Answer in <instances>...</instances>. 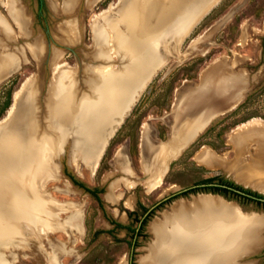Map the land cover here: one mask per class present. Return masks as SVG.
Returning a JSON list of instances; mask_svg holds the SVG:
<instances>
[{
  "label": "bare ground",
  "instance_id": "obj_1",
  "mask_svg": "<svg viewBox=\"0 0 264 264\" xmlns=\"http://www.w3.org/2000/svg\"><path fill=\"white\" fill-rule=\"evenodd\" d=\"M98 1L87 0V5L93 6ZM219 1L119 0L120 10L117 14L112 13L114 4L97 15L92 26L94 56L91 60L94 66L83 70V84L89 94L81 99L79 95L78 98L76 73L62 71L54 76L52 92L57 100L53 102L50 120L51 128L58 132L57 141L49 135L40 138L36 126L31 122L35 110L30 106V101L36 100L33 92L26 97L23 108L12 119L15 112L13 104L9 114L0 121V248L13 250L17 247L15 241L19 236L20 249L29 248L27 242L31 240V234L42 241L51 233H64L69 242H79L85 231L84 208L72 204L60 205L44 198L47 183L57 177V167L53 166L54 152H63L67 138L72 137L73 161L76 163L78 157L91 154L92 158L86 166L94 173L109 141L144 88L167 63L184 37ZM52 3L54 10H57V1L52 0ZM78 3L79 0H64V14L73 13ZM4 6L8 17L0 11V83L22 67L18 55L20 48L17 53L9 51L10 42L17 41L20 35L23 38L30 35V19L20 0H7ZM60 30L63 40L69 44L76 43L80 38L76 21L64 23ZM30 52L35 58L42 56L44 46L39 38L33 40ZM127 56L129 60H126ZM118 65L122 66L119 68ZM59 67L56 65V68ZM244 76L229 68L218 67L210 71L201 88L186 94L184 105L177 107L168 142L156 145L149 141L146 132L143 133L142 166L147 173L144 185L148 191L161 187L171 161L180 158L181 153L219 113L226 112L225 109L219 112L221 107H217L223 99L233 102L230 109L240 102L244 96ZM216 78L220 80L221 87L214 90L208 83ZM20 95L21 91L18 90L14 95L15 101ZM239 129L248 133L236 136L238 156L252 135L258 134L257 139L264 142L263 120L255 119ZM260 154L258 163L252 165L249 171L264 176V151ZM197 160L210 169L224 165L229 167L227 161L208 150L200 152ZM93 161L94 165L90 166ZM117 161L125 171H129L128 160L123 153H120ZM12 175L17 179L12 180ZM115 182L112 186L114 192L121 188V182ZM38 184L44 190L38 188ZM258 188L264 192V181ZM3 189H10L15 195H5ZM121 196L118 195V198ZM205 197L190 205L178 203L161 221H154L152 231L155 241L147 257L141 260L142 264H237L235 260L238 256L264 243L261 237L264 217L246 214L237 205L220 197ZM9 202L14 204L7 205ZM128 204L131 205L130 202ZM60 213H66L67 217L60 219ZM68 245V242L54 245L48 264H64L61 257L73 253ZM1 254L0 251V264H7Z\"/></svg>",
  "mask_w": 264,
  "mask_h": 264
},
{
  "label": "rangeland",
  "instance_id": "obj_2",
  "mask_svg": "<svg viewBox=\"0 0 264 264\" xmlns=\"http://www.w3.org/2000/svg\"><path fill=\"white\" fill-rule=\"evenodd\" d=\"M6 1L0 0V11L8 17L4 6ZM56 1L57 10H54L52 0H44L42 7L37 0H20L30 19V35L24 38L20 35L18 42H10L9 51L17 53L20 48L18 55L22 67L0 83V121L9 114L16 103L15 93L21 91L27 81L31 82L36 99L33 101L35 114L31 122L36 126L40 138L49 135L55 141L58 132L51 128L50 120L53 102L57 100L52 92L54 76L56 72L62 71L76 73L78 98L79 95V99L88 95L89 90L83 84L85 76L83 70L94 66L91 60L94 56L92 26L97 15L108 10L111 5L116 4L112 13L117 14L120 10L119 0H99L93 6H88L87 0H79L73 13L64 14L62 10L64 0ZM71 20L76 21L78 26L80 38L77 44L65 42L60 30L64 23ZM35 38H39L44 46L40 58H35L30 52V45ZM129 59L127 56L126 60ZM56 65L60 67L56 68ZM121 66L118 65L119 68ZM218 67L229 68L235 73L245 75L244 96L234 108L223 114L219 113L181 153L180 158L171 161L159 189L148 191L144 185L147 173L142 166L143 133L146 132L149 141L156 145L168 142L172 135L177 107H182L185 95L201 88L205 77ZM219 82L220 80L216 78L211 79L208 84L216 90L221 87ZM9 94L11 105L5 110ZM232 103L223 99L217 106L221 107L218 111L230 109ZM255 119L264 121V0H220L184 37L169 56L167 63L152 77L109 141L94 173L83 165L80 159H77L76 163L73 161L72 137L67 138L63 152L57 154L54 152L53 166L57 167V177L47 183L44 198L54 200L60 205L72 204L84 208L85 231L79 242L77 244L69 242L64 233H51L43 237L42 241L31 234L29 237L31 240L27 242L29 248L20 249L19 236L18 241H15L18 243L17 247L13 250L0 248L1 256L3 255L1 258L7 264H48L54 252L53 246L58 242H68V249H73V253L71 256L61 257L64 264H142L141 260L147 257L155 241L152 231L154 221H161L178 203L186 202L185 204L190 205L206 198L205 196L220 197L237 205L246 214L253 213L264 217V203L248 201L233 195L227 198L208 191H198L173 200L169 199L150 211L165 197L185 188L200 185L202 181L211 178H216L217 184L231 180L264 195L258 188L263 183L264 176L249 171L252 165L258 163L257 159L264 151V142L257 139L258 134L252 135L239 156L235 143L239 134L248 133L246 130H240V126ZM203 150L217 154L219 158L227 161L229 167L224 165L210 169L200 164L197 155ZM119 152L127 157L129 171H125L126 169L118 163ZM13 177L12 180L17 179L16 176ZM115 181L121 182V188L116 192L112 189ZM133 182L136 185L130 186ZM25 185L29 188L28 184ZM38 185V188L44 190L40 184ZM3 190L2 193L5 195L8 193L10 196L15 195L10 189ZM120 193L122 196L118 198ZM149 211L152 214L147 218L143 230L136 239L135 230L150 214ZM59 217L64 220L67 214L60 213ZM261 237L264 240V229L261 231ZM235 263L264 264V243L254 247L253 251L238 256Z\"/></svg>",
  "mask_w": 264,
  "mask_h": 264
},
{
  "label": "trees",
  "instance_id": "obj_3",
  "mask_svg": "<svg viewBox=\"0 0 264 264\" xmlns=\"http://www.w3.org/2000/svg\"><path fill=\"white\" fill-rule=\"evenodd\" d=\"M39 1H40V5L42 7L44 5V0H39ZM10 99H11V94H9V102L6 105V109L5 110H7L10 107V105H11ZM216 180H217L216 178L206 179V180L202 181V183H200V184H217V183H215ZM219 184L227 186V187L232 188V189L222 188V187L198 188V189H193V190L178 194V195L172 197L170 200L176 199V198H178L180 196H186V195H188L190 193H195V192H198V191H208V192H212V193H215V194L223 195V196H225L227 198H229L230 195H233V196L240 197V198H243V199L248 200V201H258L257 199H264V195H262V194H260L258 192H255V191H253L251 189H247V188H245V187H243L241 185H238L234 181L225 180V181H221ZM234 190L241 191V192H243L245 194H248L250 196L255 197L256 199H252V198H250L248 196L239 194V193L235 192ZM258 202L263 203L261 201H258ZM151 214H152V212H150V214L145 219H143L141 221L140 227L137 230H135V238L136 239L139 237L141 231L143 230V228H144V226H145V224L147 222V218Z\"/></svg>",
  "mask_w": 264,
  "mask_h": 264
},
{
  "label": "water",
  "instance_id": "obj_4",
  "mask_svg": "<svg viewBox=\"0 0 264 264\" xmlns=\"http://www.w3.org/2000/svg\"><path fill=\"white\" fill-rule=\"evenodd\" d=\"M32 86H33V84L31 83V82H26L24 85H23V88L21 89V97L18 99V101H16V103H15V112H14V115H13V117H12V119L14 118V117H16L17 115H18V113H19V111L23 108L22 107V105L24 104V100L26 99V97L28 96V95H30L33 91H32ZM30 106H33V101H30ZM228 110H231V109H227L226 111H228ZM11 121V120H10ZM7 126V125H6ZM2 128V127H1ZM0 128V129H1ZM91 158H92V155L91 154H85L84 155V157H78V159H80L81 160V162H82V164L83 165H87L86 163L88 162V161H90L91 160ZM90 166H92V165H94V161L93 162H91L90 164H89ZM206 187H222V188H228V189H232V188H229V187H227V186H224V185H219V184H200V185H194V186H191V187H188V188H185V189H183V190H181V191H178V192H176V193H173L172 195H170V196H168V197H165L164 199H162L161 201H159L150 211H152L154 208H156V207H158V206H160L163 202H166V201H168L169 199H171L172 197H174V196H176V195H178V194H181V193H184V192H187V191H190V190H193V189H198V188H206ZM235 192H237V193H239V194H242V195H245V196H248V197H250V198H252V199H256L255 197H253V196H250V195H248V194H245V193H243V192H241V191H238V190H234ZM258 201H261V202H263L264 203V199H257ZM149 211V212H150ZM148 212V213H149Z\"/></svg>",
  "mask_w": 264,
  "mask_h": 264
},
{
  "label": "flooded vegetation",
  "instance_id": "obj_5",
  "mask_svg": "<svg viewBox=\"0 0 264 264\" xmlns=\"http://www.w3.org/2000/svg\"><path fill=\"white\" fill-rule=\"evenodd\" d=\"M37 1H38L39 5H40V1L39 0H37Z\"/></svg>",
  "mask_w": 264,
  "mask_h": 264
}]
</instances>
